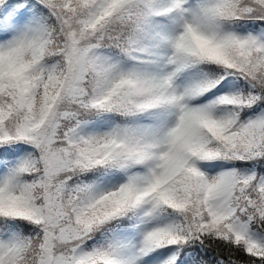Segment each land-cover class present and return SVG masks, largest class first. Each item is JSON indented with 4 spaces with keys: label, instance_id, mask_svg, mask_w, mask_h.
Listing matches in <instances>:
<instances>
[{
    "label": "snow or ice",
    "instance_id": "obj_1",
    "mask_svg": "<svg viewBox=\"0 0 264 264\" xmlns=\"http://www.w3.org/2000/svg\"><path fill=\"white\" fill-rule=\"evenodd\" d=\"M0 264H264V0H0Z\"/></svg>",
    "mask_w": 264,
    "mask_h": 264
}]
</instances>
